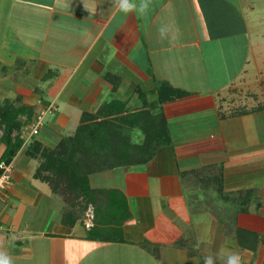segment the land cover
Wrapping results in <instances>:
<instances>
[{
	"label": "crops",
	"instance_id": "obj_1",
	"mask_svg": "<svg viewBox=\"0 0 264 264\" xmlns=\"http://www.w3.org/2000/svg\"><path fill=\"white\" fill-rule=\"evenodd\" d=\"M148 3L146 13L125 14L114 0H0V91L13 93L20 84L15 90L25 94V76L35 81L22 104L34 106L35 115L39 102L48 107L36 139L55 145L75 132L83 111L111 100L163 114L169 132L147 163L91 177L93 186L118 189L127 199L132 217L123 242L90 240L80 221L63 225L66 204L35 176L40 161L26 151L31 140L23 144L11 184L0 192V255L12 264H172L176 256L188 262L183 246L174 245L180 230L160 220L167 206L191 196L184 177L196 182L215 172L225 178V192L239 193L237 222L228 224L234 238L241 231L264 237V103L253 105V87L264 92V0ZM164 81L190 94L159 105ZM131 134L146 135L141 128ZM3 151L0 141V159ZM147 238L159 247L158 258L140 246ZM257 240L247 251L264 264V239ZM163 253L170 255L166 263Z\"/></svg>",
	"mask_w": 264,
	"mask_h": 264
},
{
	"label": "trees",
	"instance_id": "obj_2",
	"mask_svg": "<svg viewBox=\"0 0 264 264\" xmlns=\"http://www.w3.org/2000/svg\"><path fill=\"white\" fill-rule=\"evenodd\" d=\"M157 91L159 105L190 94L167 81L162 82ZM14 100L0 103V129L3 131L0 141L4 144L0 164L12 163L27 142L23 137L25 127L41 112L35 115L34 106L20 105ZM22 115H26V119ZM136 128L144 130V140H131V132ZM168 134L163 114L155 115L148 109L131 110L126 103L111 100L96 111H83L75 132L63 135L55 145H46L34 135L26 151L40 161L35 176L63 198L66 204L63 225L73 228L78 221L82 223L85 213L92 207V224L86 227V237L101 242H123V225L132 217L127 199L118 189L93 186L91 177L106 170L147 163L157 147L167 143ZM2 171L0 167V174ZM241 232L243 235H236L238 243L255 251L256 242L249 241V236L254 234ZM140 246L157 258L160 256L159 247L150 241H143Z\"/></svg>",
	"mask_w": 264,
	"mask_h": 264
},
{
	"label": "rangeland",
	"instance_id": "obj_3",
	"mask_svg": "<svg viewBox=\"0 0 264 264\" xmlns=\"http://www.w3.org/2000/svg\"><path fill=\"white\" fill-rule=\"evenodd\" d=\"M17 46L18 45L15 44V47ZM9 47H11L14 50L13 45ZM20 53L22 54V52ZM25 77L26 78L23 79L24 80L23 83L26 85V87L27 85H29V89H27V92L25 94H22L18 92V90L17 91L15 90L16 88L17 89L21 88V85L20 84L15 85L16 88L13 85L14 87L13 93L0 91V103H4L5 100L7 99H10L12 101L15 99L14 101H16L17 104L24 103L23 99L29 95L28 92L31 89H33L34 84H35V81L33 82L30 81V84H28L27 80H31V79L27 78L29 76H25ZM0 80H2L1 77H0ZM257 80H259V78H257ZM56 87L57 86L53 87V89H50L51 92L56 90ZM253 88H254L253 90L257 91L256 93L252 92L254 96L253 105L262 104V102L264 103L263 88L259 91L255 87ZM31 93H30V96L33 95ZM35 95L37 96V93H35ZM248 95L250 97L252 96L251 94H248ZM17 96L22 97L20 101L17 100ZM39 103H40V106L38 107L39 111L45 110V109L47 110L48 107H45L43 104H41V102ZM47 122L48 121H45V124L40 130L39 134L41 133L43 128L46 126ZM61 131L66 134L73 132L69 128L64 129L63 127H60V132ZM2 133L3 131L0 129V136L2 135ZM23 137H26L25 133ZM30 140L31 139H29L26 143L28 144ZM242 166L245 167L244 163L242 164ZM238 176L241 177V174H239ZM196 177H197V174H194V179H196ZM96 178L98 180L103 181L104 173L102 174L101 177L97 176ZM185 179L186 178L184 177L183 178L184 184L186 185V189L188 188L187 191L191 196L187 197V201H185V204H183L182 201H177V202L172 203L173 205L171 204L170 206H167L169 208H167V210H165L164 212L166 216L163 217L162 221L160 220V222L162 223L164 227L172 225L173 228L180 230L182 234V237L180 236L179 237L180 239L174 245L178 248L179 247L181 248L183 246V248H181L183 250L182 254H183V257L187 258L188 262L187 261L185 262L182 260L180 261L179 258L176 256L174 257L172 264H204V260L208 256L213 257L215 264H226V257L232 253H238L241 256L242 264H261V261L257 259L258 255L256 254L253 257V255L247 251V248L241 246L239 243L237 244L236 243L237 238H234L233 236L234 233H231L230 226L228 224H231V226H233L237 222V219L234 218L236 202H233V201H234V198L238 196L239 193L232 192V191L225 192L223 187L225 185L226 180L225 178H223L222 173L220 172L219 173L215 172L213 174L210 173L209 176L205 175L204 177L203 175H200L197 177L196 182H190L189 180L187 179L185 180ZM247 179H248V174H244L243 177L241 178V180H245V181ZM106 180L107 182L112 181L111 178L108 177V174H105L104 182ZM202 181L204 183H202ZM219 199H222L221 203H219L220 201ZM215 200H219V201H215ZM236 209H237V206H236ZM173 210L175 211L174 213L172 212ZM92 217H93V211L91 207L85 213L84 217L82 218V223L85 227H87L92 222ZM173 217L175 219L172 221L171 219ZM216 218H218L217 219L218 221L216 220L217 222L213 220ZM214 221L217 224L216 226L217 229L213 225ZM184 222L186 224H184ZM218 222L219 223L222 222L223 224L221 225L222 228H218V224H219ZM82 223L80 220V224ZM173 223L176 224L177 227L174 226ZM182 225H184L183 228H182ZM240 233L242 234V232ZM255 236L257 235L249 236L250 237L249 241L254 242L255 239L254 238L251 239V238ZM256 239L258 240L262 239L263 241L264 237L258 236L256 237ZM147 240L150 241L149 238H147L145 241ZM190 251L195 252L196 260L193 261L194 256H192ZM163 256H164L163 261L164 263H166L165 261L168 258L170 259V255L167 257V259L164 253H163Z\"/></svg>",
	"mask_w": 264,
	"mask_h": 264
},
{
	"label": "clouds",
	"instance_id": "obj_4",
	"mask_svg": "<svg viewBox=\"0 0 264 264\" xmlns=\"http://www.w3.org/2000/svg\"><path fill=\"white\" fill-rule=\"evenodd\" d=\"M115 6L122 13H130L132 11H137L140 14L146 13L149 8L148 0H139V3L134 2V0H114ZM166 30L164 28L160 29L161 36H164ZM0 264H12L9 257L5 255H0ZM204 264H215L213 257L208 256L204 260ZM226 264H242L241 256L238 253H232L226 257Z\"/></svg>",
	"mask_w": 264,
	"mask_h": 264
},
{
	"label": "built area",
	"instance_id": "obj_5",
	"mask_svg": "<svg viewBox=\"0 0 264 264\" xmlns=\"http://www.w3.org/2000/svg\"><path fill=\"white\" fill-rule=\"evenodd\" d=\"M46 110H41L39 115L25 127L24 133L26 135V140L28 141L32 136L38 135L40 130L45 124L46 121ZM28 135V136H27ZM2 168V173L0 174V192L7 189L12 181V173H13V163L6 164L2 162L0 164ZM2 225L0 224V230L2 229Z\"/></svg>",
	"mask_w": 264,
	"mask_h": 264
}]
</instances>
